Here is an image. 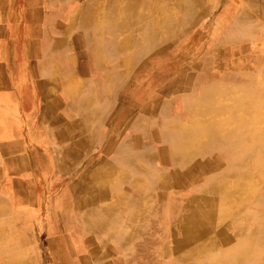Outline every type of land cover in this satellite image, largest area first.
Returning a JSON list of instances; mask_svg holds the SVG:
<instances>
[{"label":"rangeland","instance_id":"1","mask_svg":"<svg viewBox=\"0 0 264 264\" xmlns=\"http://www.w3.org/2000/svg\"><path fill=\"white\" fill-rule=\"evenodd\" d=\"M112 1L115 6L95 1L99 28L88 24L84 29L93 39L80 40L84 47L93 40L95 54L87 50L88 57L104 64L90 69L80 88L95 86L94 97L108 99L95 119L93 168L85 160L74 178L63 181L64 188L77 191L75 206L88 202L93 232H84L78 246L70 230L57 232L78 220L69 192L66 212L56 207L55 214L35 220L0 198V264H110V251L128 249L118 242L134 237L118 224L128 223L127 216L135 224L136 216L158 223L170 251L159 260L170 264H182L196 247L206 252L204 260L222 255L251 231L258 233L259 245L246 250L242 264H264V0H204L197 21L184 27L182 0ZM109 8L121 28L105 24L102 12ZM155 20L165 48L140 51L151 40L147 27ZM221 135L225 145L218 142ZM181 137L192 141L182 144ZM241 137L233 148L234 138ZM175 144L185 149L175 153ZM27 186L9 188L20 201H30ZM55 189L41 199L44 208L59 203ZM38 221L44 229L35 227ZM115 235L118 242L111 244ZM176 240L188 242L176 247ZM82 255L89 257L86 262Z\"/></svg>","mask_w":264,"mask_h":264},{"label":"crops","instance_id":"2","mask_svg":"<svg viewBox=\"0 0 264 264\" xmlns=\"http://www.w3.org/2000/svg\"><path fill=\"white\" fill-rule=\"evenodd\" d=\"M95 1L0 0V198L35 220L42 213L55 214L56 207L66 212L64 195L69 192L70 207L73 212L76 207L78 220L56 230H70L77 246L84 232H93L91 208L88 202L75 206L77 191L64 188L63 181L74 178L85 160L87 167L93 168L94 161L91 163L89 157L96 148L95 119L108 103L107 98L94 97L95 86L80 88L81 79L87 84L90 69L100 70L104 65L88 57L87 50L95 54L93 40L91 47H84L80 41L93 37L84 28L92 23L88 14L96 7ZM20 183L28 185L33 193L30 201H20V195L9 188ZM56 186L59 203L44 208L46 203L41 199ZM79 192L82 199L86 198L84 191ZM136 218L137 224L128 216V223L118 222L134 237L128 244L118 242V235L109 237L111 244L117 241L121 246L130 245L124 251L111 250L109 263L170 264L159 260L161 252L164 255L170 251L165 235L160 237L158 223H142ZM33 224L45 227L40 221ZM139 230H145L140 238ZM84 236L88 239V233ZM186 242L176 240L175 246ZM139 255L147 257L139 259ZM82 256L86 262L88 256Z\"/></svg>","mask_w":264,"mask_h":264},{"label":"bare ground","instance_id":"3","mask_svg":"<svg viewBox=\"0 0 264 264\" xmlns=\"http://www.w3.org/2000/svg\"><path fill=\"white\" fill-rule=\"evenodd\" d=\"M111 2L114 4V6L116 5V2H113L112 0H111ZM131 3H133V2H131ZM181 4H182V11H183V18L181 19V25H182L181 27H184L188 24L190 25V24L195 23L198 19V15L200 16V14L203 11L204 0H182ZM127 8L129 9L130 6H127ZM92 12H93V14H91ZM89 13L90 14L88 16L93 15L92 17L89 18L90 21H92L93 26L96 28H99V27H97V24L100 21V17L97 14L94 15L96 13V11L92 10ZM165 14H166V16H165L166 21L169 22L170 24H172L175 20L172 16H170V12L168 13V11H167ZM103 17H106L105 18V20H106L105 24H107L111 28H116V27L121 28L120 26H117V20L115 18L113 9L109 8L106 12L103 11L102 12V18ZM156 23H157V20L152 22V24H150L147 27L148 28L147 32L149 31L148 34L151 33V35H152V36H150L151 40L146 45L138 46L140 48V51L147 50L150 47L155 48L156 51H162V49L165 48V46H163V47L160 46L161 42L157 39L159 29H158V27H156ZM101 24H100V26H101ZM84 25L85 24H83V26ZM149 27H150V30H149ZM155 39H157V40H155ZM231 117H234V116L231 115ZM183 137H181V140H180L181 143L183 142L182 144H185V143L189 144L192 141L191 138L184 141ZM218 138H217L219 140L218 142L221 143L220 145L226 144L227 141H226L225 136L223 137L221 135ZM234 140H235L234 143L232 142V144H231V146H234L233 148H235L237 146V144H239V142H241L243 140V137L236 138V139L234 138ZM174 149H175L174 152L177 153V150H180V149L184 150L185 148H179V145L175 144ZM263 159H264V157H263ZM111 215H114V214H111ZM186 230L188 233H190L188 228H186ZM256 231H257V228H256ZM130 235H132V234H130ZM186 237H187L186 240H188L190 238V235H187V233H186ZM255 237L257 238V242L255 241ZM258 237H259V235L257 232L251 231L250 233L249 232L244 233L241 236L237 237V243H236V246L234 249L227 250L222 255H216V254L209 255L210 256L209 260H207V258H205V260H204L202 257L206 254V252L204 250H202V248L196 247L195 251H193L191 253H187L188 255H186V257L181 262L185 263V262L191 261L192 259H193V261H197L200 259V261H204L205 263H208V264H242L246 260L245 258H247L248 254H249V252L246 250L247 249L252 250L254 247H257L259 245L258 241H260V240Z\"/></svg>","mask_w":264,"mask_h":264}]
</instances>
